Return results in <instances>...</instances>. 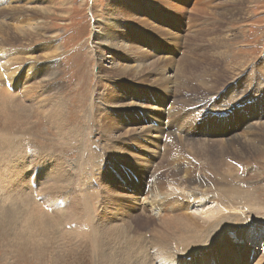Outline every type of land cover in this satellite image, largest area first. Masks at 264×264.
I'll return each instance as SVG.
<instances>
[{"label": "rangeland", "instance_id": "rangeland-1", "mask_svg": "<svg viewBox=\"0 0 264 264\" xmlns=\"http://www.w3.org/2000/svg\"><path fill=\"white\" fill-rule=\"evenodd\" d=\"M0 23V63L11 59L15 71L6 76L7 68L0 70L1 86L11 93L49 83L59 89L51 97L58 111L50 110L53 116L47 119L43 94L50 85L41 87L42 97L33 102H39L40 109L35 106L29 120L27 113L15 114L14 121L5 123L0 102V154L7 150L3 154L14 169L13 180L6 169L7 182L0 193L6 186L11 188L9 182H13V193L18 181L23 184L30 173V180L37 185L33 183V193L27 189L32 198L28 200L19 186L17 189L21 199L28 201L32 223L44 227L42 221L48 217L55 221L62 210L54 208L49 199L62 204L59 195L73 196V183L81 180L83 185H92L99 197L93 215H101L104 226L120 229L122 236L126 228L132 237L129 243L119 236H97L95 226L79 234L73 225L61 223V230L50 231L48 236L34 230L32 234L40 236L43 249L34 248L31 244L37 241L14 231L22 224L16 220V210L0 206V213L4 212L0 214V264H137L142 250L148 260L143 258L144 262L169 264L163 258L172 255L170 244L163 257L156 250L158 218L139 209L128 195L143 197L153 182L151 191L160 189L169 192L167 200L172 197V206L162 215L185 213L208 221V225L225 216L226 230L220 239V243L226 241L221 244L223 250L228 243L239 248L243 240L238 236L246 230L248 246L264 253V234L257 232L258 224L264 223V152L244 153L245 148L237 146L234 155L219 157L220 168L215 170L216 164L209 163L205 171L203 164L208 158L202 151L203 142L208 140L209 146L221 152L230 130L235 141L255 139L252 143L264 148V138L253 133L264 125V0H0ZM102 39H107L109 46ZM138 65L142 66L141 76L122 71ZM37 68L42 69V82L47 83L30 78ZM48 68L56 71L51 82L43 75ZM206 73L209 78L202 79ZM17 78L21 83L12 84V89L6 86ZM10 109L17 113L14 107ZM233 110L238 114H232ZM62 116L66 120L63 138L56 127ZM40 117L44 118L39 122L36 119ZM193 127L196 129L191 134ZM15 155L20 157L19 163L12 165ZM130 168L139 180L130 177L132 172L127 174ZM58 170L63 181L47 182ZM214 174L237 185L239 194L231 202L236 210L221 204ZM193 177L196 183L186 182ZM40 185L43 188H38ZM194 188L203 193L188 201L179 195ZM159 210L154 212L157 216L163 212ZM165 232L169 243L187 234L179 231L175 237ZM130 247L137 260H127ZM186 254L182 253L183 261L192 263L193 257ZM203 258L194 263L201 264Z\"/></svg>", "mask_w": 264, "mask_h": 264}, {"label": "bare ground", "instance_id": "bare-ground-1", "mask_svg": "<svg viewBox=\"0 0 264 264\" xmlns=\"http://www.w3.org/2000/svg\"><path fill=\"white\" fill-rule=\"evenodd\" d=\"M40 9V8H39ZM42 10L45 9V12H46V8H41ZM35 12V11H34ZM2 23H0V26H1ZM98 26V25H97ZM98 33H99V30H98ZM98 33H97V36H98ZM122 36V35H121ZM97 38V37H95ZM116 38V37H115ZM118 39V38H117ZM121 39V38H120ZM103 40V43H106L107 46H109V42L107 39H102ZM102 40H100L102 42ZM114 40V39H113ZM113 40H111V44H113ZM105 41V42H104ZM149 42H153V40L150 38L149 39ZM115 44H116V41H115ZM53 45V44H52ZM153 45H154V42H153ZM99 46V45H98ZM97 46V47H98ZM56 49V48H54ZM58 49V48H57ZM99 49V48H98ZM52 50V49H50ZM101 50V48H100ZM121 51H122V48H121ZM99 52V51H98ZM2 56V55H1ZM0 56V57H1ZM7 56V55H6ZM15 57V56H14ZM17 58H19L18 56H16ZM2 59H3V56H2ZM16 59V58H14ZM16 61V60H15ZM3 62V61H2ZM0 63V70H2L4 72V67L7 68L6 70V76H10L13 75V73H15V71L12 70L11 67L12 64H11V59L9 60H6L5 63ZM169 63V62H168ZM167 66V65H166ZM142 66L138 65V67H134V66H131V67H128V68H122V71L123 73H126V72H134L135 74H137V76H141L143 74L142 72V69H141ZM32 69V68H31ZM121 69V68H120ZM12 70V71H11ZM19 70V69H18ZM11 71V72H10ZM30 70H28L29 72ZM32 71V70H31ZM34 71V70H33ZM181 71V70H180ZM1 72V71H0ZM140 72V73H139ZM41 73H42V69L41 68H37L34 72H33V76L30 77V78H35V81H40V83L42 82V79H41ZM142 73V74H141ZM181 73V72H180ZM3 74V73H2ZM256 74V73H255ZM16 75V74H15ZM44 79L48 78V80L51 82L54 80V76H56V71L52 72V70L50 68L47 69V71L44 72ZM3 76V75H2ZM257 76V74H256ZM14 78V77H13ZM26 78L28 79V76H26ZM209 78V75L206 73V74H203V77L202 79H207ZM9 79V78H8ZM172 80V79H171ZM254 80V79H252ZM235 81V80H233ZM255 81V80H254ZM21 83V79L17 78L15 79L14 81H9L7 82L8 84L6 86H10L9 88L12 89V84H17L18 83ZM46 81L42 82V84H44ZM39 83V84H40ZM47 83V82H46ZM172 84V82H170ZM254 83V82H253ZM252 84V83H250ZM249 84V85H250ZM47 85H50L49 84H44L42 85L41 87H47ZM25 86V85H24ZM54 85H50V87L48 88L47 92L44 91L45 94H43L44 96V109L48 111V116L45 118L47 119L48 117L51 118L53 115H51V113L49 114L50 110L53 111H58V107L54 104V102H52V99L51 97H54L56 96V94L54 92H58L59 89L57 87H52ZM252 86V85H251ZM41 87L39 86H35V87H32V88H28V89H23V87H21L20 91L19 89H16L15 91L13 90L14 93H11V91L7 88H3L0 84V102L2 103V112H1V115L2 114H5L4 115V119H5V123L9 122L10 120L14 121V117L15 114L16 115H22L24 113H27V116H28V120H29V117L31 116V111H36V107L37 109H40V103L37 102L36 104L33 103V102H36L39 100V98L42 97V93H43V90L41 89ZM167 88H169L168 90L170 91L171 87L167 86ZM23 89V90H22ZM41 89V91H39ZM255 89V88H254ZM46 90V89H45ZM21 91H24L23 95H21ZM172 91V90H171ZM19 93V94H17ZM171 93V92H170ZM21 95V96H20ZM234 95V94H233ZM232 95V97H233ZM219 96V95H218ZM235 96V95H234ZM64 97V96H63ZM61 98V97H60ZM62 99V98H61ZM60 99V100H61ZM206 99V98H205ZM203 99V101L205 100ZM229 99H231V97H229ZM229 99L228 102H229ZM226 100V99H225ZM42 102V101H41ZM137 102V101H136ZM56 103V102H55ZM115 103V102H114ZM192 104L193 103H197V102H191ZM225 103V102H224ZM60 104V103H59ZM209 105V104H208ZM36 106V107H35ZM11 107H14L15 111H17V113H13L12 114V111H11ZM43 107V106H42ZM62 108V107H61ZM216 110V109H215ZM201 111V110H200ZM29 112V113H28ZM54 112V111H53ZM62 112H63V109H61L59 111V116L62 115ZM58 114V112H57ZM232 114H238L236 112V110H233ZM231 114V115H232ZM33 116V115H32ZM57 116V115H56ZM55 116V117H56ZM57 116V117H59ZM56 117V118H57ZM43 118L44 117H40V120L39 118L36 119L38 120L39 122L42 120L43 121ZM62 120L58 121L57 124H56V127L57 129L59 130L60 132V136L63 138L66 136L65 134V131H64V123L65 121L63 120V116L61 117ZM3 119V120H4ZM2 120V121H3ZM51 121V120H50ZM54 121H56V119H54ZM61 122V123H60ZM11 123V122H10ZM35 124V123H34ZM54 125V124H53ZM230 125L232 126L233 124L230 123L229 124V127ZM262 126L261 129L259 131H253L254 135L255 136H258L260 139H263L264 138V125H260ZM196 127V126H195ZM195 127L192 128V130L189 132V133H194L195 131ZM213 127V126H212ZM230 130V128L228 129ZM213 132V131H212ZM10 133V132H9ZM89 133V131H88ZM91 133V132H90ZM1 134H4L1 133ZM228 135H230V137L225 140V145H222V151L219 152L218 149H216L215 146L213 145H210L209 146V141L205 140L204 142L202 140H200L201 142H203L202 144V151H203V154L207 155V160L206 162H204L203 164V167L205 169V171L209 168H207L206 164H209L211 163L212 165L213 164H216L213 168L216 170L217 168H220V162H219V157H224V155H234V153H237L238 150H237V146H240L241 148H245V151L244 153H247L248 151L250 152H256V153H262L264 152V148L260 147L258 144H254L252 143L253 140L255 141V139H253L251 142L248 140V142H243L242 140H238V141H235L236 140V135L233 134V131L230 130L228 131L227 133ZM11 135V134H10ZM9 136V135H8ZM7 136V137H8ZM3 137V136H2ZM10 137V136H9ZM8 137V138H9ZM61 138V139H62ZM5 139V138H4ZM239 139V138H238ZM1 140V139H0ZM9 140V139H8ZM214 140V139H213ZM10 141V140H9ZM245 141V140H244ZM3 142V141H1ZM217 142V141H216ZM219 142V141H218ZM213 144L215 143V141L212 142ZM223 143V144H224ZM235 143H238L236 144L235 146ZM249 143V144H248ZM11 145V142L9 143ZM15 144V143H14ZM109 144V143H108ZM185 144V143H183ZM5 143H4V147L3 148H6L5 147ZM12 145H13V142H12ZM94 145V144H93ZM207 145V146H206ZM3 146V145H1ZM17 146V145H16ZM204 146V147H203ZM9 147V146H8ZM13 147H15L13 145ZM91 147V146H90ZM238 147V148H240ZM12 148V147H11ZM10 148V149H11ZM122 148V147H121ZM13 149V148H12ZM29 149V148H28ZM235 149V150H234ZM3 150V149H2ZM88 150V149H87ZM93 150V149H92ZM95 150V149H94ZM93 150V151H94ZM1 151V149H0ZM5 151L7 152V150L5 149ZM10 151V150H9ZM16 151L15 148L12 152ZM85 151V150H84ZM83 151V152H84ZM243 151V150H242ZM247 151V152H246ZM4 152V150H3ZM2 152V154H3ZM4 152V154L6 153ZM22 152V151H20ZM29 152V151H28ZM39 152V151H38ZM18 153V152H16ZM15 153V154H16ZM91 153V152H90ZM123 153V152H122ZM3 154V155H4ZM12 154V153H11ZM19 154V153H18ZM31 153H29L28 155H30ZM36 154V153H35ZM38 154V153H37ZM36 154V155H37ZM43 154V153H42ZM41 154V155H42ZM96 154V153H95ZM10 155V154H9ZM8 155V156H9ZM17 155V154H16ZM15 155V157H16ZM35 155V156H36ZM39 155V154H38ZM93 155V154H92ZM116 155V154H115ZM196 155V154H195ZM6 156V155H4ZM24 156V155H23ZM40 156V155H39ZM44 157V155H42ZM41 156V157H42ZM26 157V156H24ZM32 155L29 156V159H31ZM40 157V158H41ZM196 157H199L198 155ZM8 158V157H6ZM20 158V157H19ZM37 158V157H36ZM39 158V159H40ZM119 158V157H117ZM197 159V158H195ZM11 160V159H10ZM14 160V159H13ZM33 160H34V155H33ZM44 160V158L42 159ZM42 160H39V161H42ZM198 160V159H197ZM32 161V159H31ZM212 161V162H211ZM218 161V162H217ZM194 162V161H193ZM11 163V162H10ZM10 163H6L5 165L8 166V168L5 167V169H8L12 175V180L14 179V175L12 174V172L14 171V169H11L10 167ZM196 164V163H195ZM13 165V164H12ZM11 165V166H12ZM17 165V164H16ZM202 165V164H201ZM43 169L42 171L40 172L42 174V176L44 175V166H42ZM41 167V168H42ZM202 167V168H203ZM14 168V167H12ZM29 168V167H28ZM41 168L39 170H41ZM19 169V168H18ZM21 169H19L20 171ZM18 171V172H19ZM64 171V169H63ZM21 172V171H20ZM180 172V171H179ZM202 172V171H201ZM33 173H35V171H33ZM32 173V174H33ZM198 173V172H197ZM9 174V173H8ZM180 175H186L185 177L188 176V174L186 172H181ZM215 175V178L218 182V184L221 186H219V190L222 194L221 196V204L223 203L225 207H228L227 209H230V210H233L231 208H237V206H235L234 204H232L231 202L233 200L236 199V197L238 196L237 194V185H234L233 183H230L228 181V179L226 177H219L218 174H214ZM29 176H31L30 178L32 179V175L29 173L28 177L26 180L23 179V184L18 181L17 183V186L14 187L12 189L13 193L11 192V188L13 187V182L9 184L11 185V188L10 186H6L5 187V190L4 192L1 194L0 193V206L1 208H4L6 210H10V209H15L16 210V220L19 221L20 223H22L19 227L18 230H14V231H18L21 235H25L27 236L28 238H30L31 240H34V241H37V243H32L31 246L34 247V248H38L40 247V249L43 247V242L41 240H39L38 238H40V234L38 235L39 237L37 238L36 235H33V231H38V232H42L43 234L45 235H49L48 233L50 231H53V230H61L62 227L61 226V223H64V224H69V225H73L76 229H77V232L76 233H79V234H82V232H84V230H88V228H92L93 226L96 227L94 233L99 236V235H102L104 237H107L108 239H114L116 236H119V237H123L124 239V242L125 241H128L129 243L131 242V239L132 237H128V235L126 234L128 230H126V228L124 229V232H125V235L122 236L121 231L120 229L118 228H114V227H109L107 224V226H104L105 224V220L103 221V219L101 220L99 218V216H97L98 218H96L94 215H93V212H92V209L93 208H96V205L98 203V198L96 197V194L94 193L93 189L91 188L92 185H89V184H86V185H83V183L81 182V180H78V181H74L73 183V191H71L70 193H72L73 196H70V195H59V197L61 198L60 200L64 201L62 204L58 203V201L56 199H49L50 202L52 203L53 207L54 208H59L61 210L60 214L57 215L55 221L53 219H46L45 217V221H41L44 222V227H42L40 224H33L32 223V219H30L29 215L30 213L28 212V200H30L32 197L30 196L31 193H29L27 191V189L31 190V192L33 193L34 192V186L32 187V181L30 180ZM62 177V174H61V171L58 170L55 174V176H52L51 178L50 177H47L48 180H46L47 182L49 183H53L54 179L57 180V182H62L63 181V178L61 179ZM207 177V176H206ZM10 178V177H9ZM29 178V180H28ZM198 178V177H197ZM5 179V178H4ZM189 180L186 181L187 183H196L193 181V179H195V177L193 178H188ZM224 179V180H223ZM197 180V179H196ZM226 180L228 182H226ZM28 181V182H27ZM7 182V181H6ZM5 180H4V183H6ZM214 182V181H213ZM32 184V185H31ZM40 184V183H39ZM132 185V183H130ZM129 184V185H130ZM29 185V187H28ZM134 185V184H133ZM153 185H154V182L153 184L150 186L148 192L145 194V195H142L143 197H141L140 195L138 194H128L131 196V198L134 199L133 202H135V204L137 205V207L141 210H148V212L155 216V218L157 219V223H158V229H157V233H158V237L159 239L156 241L157 242V248L156 250L159 252V257H163L167 252H168V247H169V244H170V248L172 250V255L170 254L169 258H167L166 256L163 258V260H169V264H195L194 262L196 261V258L198 259V257H202L204 256L205 258L202 259L201 261V264H264V253H262L261 251H256L255 248H250L248 246V244L246 243V230L242 231L241 234L238 236L239 239H242L243 241L242 242H239L238 244L240 245L239 248H237L236 246L232 245V244H229L228 243V248L223 250L222 249V246L221 244L226 242L225 240L223 241L222 240V243H220V239L221 237H224L223 235V231L224 229L226 230V227H225V223L227 222L226 221V217L223 216L224 218H218V219H215L214 221L210 222V224L208 225V221L206 220H199L197 217H194L192 215H188V214H185V213H175L174 214H169V215H162L164 212H165V209L168 210L170 208V206H172V197H171V200H167L168 198V193L169 192H163V191H160L159 190H155L154 191H151L153 190ZM204 185V184H203ZM19 186V189L23 190V192H20L23 193V194H27V199H21L22 198V194H20L18 192V189L17 187ZM51 188L53 187L54 188V184L50 185ZM103 186V185H102ZM217 188V185H215ZM26 187V189L24 188ZM28 187V188H27ZM32 187V188H31ZM163 187V186H162ZM202 187V186H201ZM211 187V186H210ZM1 188V187H0ZM4 188V187H3ZM9 188V189H8ZM38 188H43L42 185H40ZM138 188V187H137ZM154 188H157L156 184L154 186ZM192 188V187H191ZM131 189V188H130ZM163 190V189H162ZM208 190V189H207ZM218 190V191H219ZM44 191V190H43ZM172 191V189H171ZM16 192L19 194V201H18V194H16ZM151 195H148L149 193H151ZM215 192V191H214ZM219 192V193H220ZM241 192H245L243 190H241ZM109 193V192H108ZM200 193H203V192H198L193 189H189V190H185L184 193H180L179 195H181V197H184L185 198V201H188L190 199H192L193 197L195 198L198 194ZM56 195V193H54ZM61 194V193H60ZM114 194V193H112ZM173 194V192H172ZM171 192H170V195H172ZM217 194V193H216ZM215 194V195H216ZM220 194V195H221ZM54 195V196H55ZM89 195H95V197L93 198H90ZM123 195V194H122ZM13 196H15L16 198V201H13ZM112 196V195H111ZM140 196V197H138ZM217 196V195H216ZM242 196V195H241ZM57 197H58V194H57ZM58 197V199H59ZM84 199L81 200L80 198ZM114 197V196H113ZM198 197V196H197ZM240 197V196H239ZM79 198V199H78ZM170 198V197H169ZM217 198V197H216ZM226 198H228V200H226ZM230 198L232 199L230 201ZM249 198V197H248ZM78 199V200H77ZM98 199V200H97ZM111 199V198H110ZM56 200V202H55ZM18 201V202H17ZM91 201V202H90ZM175 201V200H174ZM41 202V201H40ZM39 202V203H40ZM43 202V201H42ZM89 204H88V203ZM254 202V201H253ZM37 203V202H36ZM94 203V204H93ZM110 203V202H109ZM118 203V202H117ZM242 203V202H241ZM258 203V202H257ZM256 203V204H257ZM48 204V203H47ZM175 204H176V201H175ZM43 205H44V202H43ZM178 205V204H177ZM32 206V205H31ZM42 206V205H40ZM49 206H51V204H49ZM183 207H185V205L182 203ZM253 206V205H252ZM257 206V205H256ZM113 207V206H112ZM178 207V206H177ZM44 208V206L41 207V209ZM260 208V207H259ZM40 209V208H39ZM58 209V210H59ZM158 209L159 212H161V210L163 212H161L159 214V216L156 215V212ZM246 209V208H245ZM107 210V209H105ZM236 210V209H235ZM208 211V210H207ZM248 211V210H246ZM258 211V210H257ZM158 212V213H159ZM1 213H4L3 211ZM0 213V214H1ZM38 213V212H37ZM192 213V212H191ZM205 214V212H203ZM234 213V212H233ZM243 213V212H242ZM184 214V215H183ZM208 214V213H207ZM8 215V214H7ZM253 214H249L250 217H252ZM2 216V215H1ZM24 216V218H23ZM40 216V215H39ZM43 216V215H42ZM51 216V215H50ZM243 216H246L243 215ZM248 216V214H247ZM15 217H14V220H15ZM41 217V216H40ZM51 217H54V216H51ZM105 217V216H104ZM115 217V216H114ZM203 217V216H202ZM208 217V215H207ZM256 217V215L254 216ZM10 218V217H9ZM13 219V218H12ZM36 219V218H35ZM34 219V220H35ZM39 219V218H37ZM36 219V220H37ZM241 219V218H240ZM247 219V218H246ZM245 219V220H246ZM249 219V218H248ZM4 220V218H3ZM194 220V221H192ZM250 220V219H249ZM9 221V219H8ZM39 221V220H37ZM253 221V220H252ZM2 222V221H1ZM10 222V221H9ZM113 222V221H111ZM111 222H108L111 224ZM141 222V221H140ZM251 222V220H250ZM36 223V222H35ZM115 223V221H114ZM113 223V224H114ZM126 224V223H125ZM248 224H251V223H248ZM129 225V224H128ZM125 226V225H124ZM132 226V225H131ZM259 227H257V229H259L257 232H262L264 234V223L263 225H259ZM124 228V227H123ZM128 228V227H127ZM76 231V230H75ZM79 231V232H78ZM123 231V230H122ZM165 231H170V234H172V236H177V233L179 231H186V235H183L181 237H177V239L175 240V243H173L172 241H170L169 243V240H170V237H168V234H166ZM75 233V234H76ZM93 233V234H94ZM147 233V232H146ZM168 233V232H167ZM189 233V234H188ZM85 235V233H83ZM169 234V235H170ZM258 234V233H257ZM154 236V235H153ZM171 236V237H172ZM158 237H155V240L156 238ZM44 238V237H43ZM153 238V237H152ZM54 239V238H53ZM103 239V237H102ZM145 239V238H144ZM55 240V239H54ZM151 240V239H150ZM121 241V240H120ZM184 241L186 242V244L184 243ZM113 242V241H112ZM144 242V241H143ZM244 242V243H243ZM49 243V242H48ZM152 243V242H151ZM236 243V242H235ZM234 243V244H235ZM243 243V244H241ZM174 244V246H173ZM51 245V244H50ZM168 245V246H166ZM154 247V246H153ZM156 247V246H155ZM137 248V246H136ZM146 248V247H145ZM39 249V250H40ZM43 249V248H42ZM61 249V248H60ZM144 249V248H143ZM147 249V248H146ZM138 250V248H137ZM145 250V249H144ZM154 250V248H153ZM167 250V251H166ZM147 251V250H145ZM180 251L183 253V252H187L186 256H189L191 255L193 257L194 260H192V263H187L186 261L184 262L183 261V257H182V253L180 254ZM145 253V252H144ZM168 254V253H167ZM155 255V254H154ZM143 250H142V253H141V256L139 254V257L137 255H133L132 254V248L130 247V254L128 255L127 257V260L129 261V258H134L137 260V257L139 258V260L137 261L138 263L137 264H148L150 262H144V259L146 260V258L143 257ZM146 256V255H145ZM156 256V255H155ZM252 256V259H250ZM142 257V259H141ZM149 257V256H148ZM147 257V259H148ZM154 256H152L153 258ZM144 258V259H143ZM115 259V258H114ZM123 259V258H122ZM150 259V258H149ZM155 260L157 259V256L156 258H154ZM160 259V258H159ZM135 260V262H136ZM148 261V260H146ZM198 261V260H197ZM128 263V262H127ZM151 263H154L151 262ZM168 263V262H167ZM120 264V263H119ZM155 264V263H154ZM166 264V263H165ZM196 264H200L199 262H197Z\"/></svg>", "mask_w": 264, "mask_h": 264}, {"label": "snow or ice", "instance_id": "snow-or-ice-1", "mask_svg": "<svg viewBox=\"0 0 264 264\" xmlns=\"http://www.w3.org/2000/svg\"><path fill=\"white\" fill-rule=\"evenodd\" d=\"M30 151H33L30 149ZM7 158L0 154V187H3L4 185V177L6 174V169L4 168V165L7 163ZM19 163V157L17 156L13 161L12 164H18Z\"/></svg>", "mask_w": 264, "mask_h": 264}]
</instances>
